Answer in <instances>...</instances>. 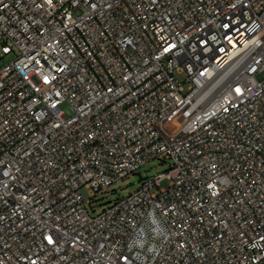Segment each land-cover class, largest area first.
<instances>
[{"label": "built area", "instance_id": "2783aa9c", "mask_svg": "<svg viewBox=\"0 0 264 264\" xmlns=\"http://www.w3.org/2000/svg\"><path fill=\"white\" fill-rule=\"evenodd\" d=\"M8 54L0 264H264V0H0Z\"/></svg>", "mask_w": 264, "mask_h": 264}, {"label": "rangeland", "instance_id": "374dc122", "mask_svg": "<svg viewBox=\"0 0 264 264\" xmlns=\"http://www.w3.org/2000/svg\"><path fill=\"white\" fill-rule=\"evenodd\" d=\"M13 58V54H8L0 57V66ZM179 79L183 80V75H178ZM171 165V159L164 155L150 159L141 165L134 172H130L123 178L118 179L104 190H100L97 194L90 198L88 188L83 191L87 197L85 206L90 214H97L104 208L111 205L116 200L127 196L129 193L135 191L147 177L154 176L158 173L165 172ZM168 185V179L161 182L162 187ZM92 199V200H91Z\"/></svg>", "mask_w": 264, "mask_h": 264}, {"label": "snow or ice", "instance_id": "6c2138e0", "mask_svg": "<svg viewBox=\"0 0 264 264\" xmlns=\"http://www.w3.org/2000/svg\"><path fill=\"white\" fill-rule=\"evenodd\" d=\"M77 2H78V0H77ZM47 3H48V4H51V3H52V0H47ZM170 47L174 48L175 45H171ZM165 51H169V49L166 48ZM45 82H48V78H47V77H45ZM236 91H237L238 93H242V89L239 88V87H237ZM45 239L47 240V242H48L49 244H54V243H56V241L53 239V237H52L51 235L46 236ZM123 259L126 261V260H127V257H124Z\"/></svg>", "mask_w": 264, "mask_h": 264}]
</instances>
